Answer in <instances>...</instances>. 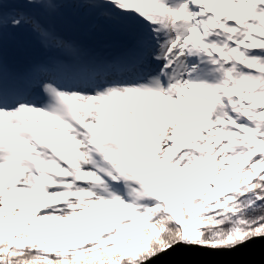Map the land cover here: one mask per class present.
Segmentation results:
<instances>
[{
	"label": "snow or ice",
	"instance_id": "1",
	"mask_svg": "<svg viewBox=\"0 0 264 264\" xmlns=\"http://www.w3.org/2000/svg\"><path fill=\"white\" fill-rule=\"evenodd\" d=\"M68 7L128 47L66 37ZM23 28L46 56L12 72L3 35ZM260 237L264 0H0V264H148Z\"/></svg>",
	"mask_w": 264,
	"mask_h": 264
},
{
	"label": "water",
	"instance_id": "2",
	"mask_svg": "<svg viewBox=\"0 0 264 264\" xmlns=\"http://www.w3.org/2000/svg\"><path fill=\"white\" fill-rule=\"evenodd\" d=\"M59 28L66 37L85 44L93 52L98 54L104 52L102 56L109 51H121L125 47V42L129 41L128 37L127 39L118 38L116 34L121 31L108 26L107 28L102 27L104 36L91 34L90 40L84 41V25L66 15L65 12L59 21ZM107 37L110 39L103 40ZM101 46H105L103 51L96 50ZM20 56L18 52L10 54L14 63L20 61ZM148 264H264V237L254 238L231 250H214L181 243L154 257L148 261Z\"/></svg>",
	"mask_w": 264,
	"mask_h": 264
},
{
	"label": "rangeland",
	"instance_id": "3",
	"mask_svg": "<svg viewBox=\"0 0 264 264\" xmlns=\"http://www.w3.org/2000/svg\"><path fill=\"white\" fill-rule=\"evenodd\" d=\"M75 10H77V7H68L64 10V12L66 13V15L72 17L73 19H75L76 21H78L84 25V28H85V30H83L84 41H89L91 34H93V35L98 34V35L104 36L105 33L102 32V27L107 28V26H108V27L115 28L108 21H106L102 18H99L98 16H96L94 14L89 13L86 9L79 8L78 9L79 11H75ZM87 15H89V16H87ZM88 27H89V29H88ZM3 37H6V39L11 40L12 42L13 41L19 42V40H21V39L23 40L24 44H29L32 42L33 45L36 46V48L38 50L37 51L35 48L34 52H28L26 54H22L19 50H17V52H19V54H21V56L19 57L20 61L18 63L26 64L27 61L30 62L27 64L28 66H26V67H21L19 69H15V70H17V72H23L32 64L39 62L42 58L44 59L43 53H45V50L42 48L38 38L29 29H27V28L10 29L4 33ZM108 39H110V38L107 37L103 40H108ZM2 41H5V40H2ZM128 45H129V41L125 42V45H124L125 48ZM103 47H105V46H101L99 48H96V50L98 49V50L103 51ZM124 51H125V49L121 50L122 53ZM13 52H14V49L12 51H10L8 54V58L10 61H11L10 54ZM122 53H119L118 51H109L105 54L108 55L107 57H112V55L114 57V55L117 56V55H121ZM99 54L103 55L104 52L99 53Z\"/></svg>",
	"mask_w": 264,
	"mask_h": 264
},
{
	"label": "bare ground",
	"instance_id": "4",
	"mask_svg": "<svg viewBox=\"0 0 264 264\" xmlns=\"http://www.w3.org/2000/svg\"><path fill=\"white\" fill-rule=\"evenodd\" d=\"M88 29H89V27H88ZM116 36L118 38H121V39H124V38L127 39V36L124 35L122 32L121 33H117ZM3 40H5V41H2V44H3V56H4L5 64L7 65L8 69L10 71L17 72V70H15V69H19V68H21L23 66L20 65V63L19 64H15V63L11 62L9 60V58H8V53L10 51H12L13 49H14V51L19 50L21 53L24 52L25 50H28L29 52H34L36 46H34L32 42L29 43V44H24L22 39L19 40V42H16V41L12 42L11 40L6 39V37H3ZM36 50H37V48H36ZM118 52L122 53L120 50H118ZM99 55H102V54H99ZM105 56L107 57L108 55H105ZM112 57H113V55H112Z\"/></svg>",
	"mask_w": 264,
	"mask_h": 264
},
{
	"label": "trees",
	"instance_id": "5",
	"mask_svg": "<svg viewBox=\"0 0 264 264\" xmlns=\"http://www.w3.org/2000/svg\"><path fill=\"white\" fill-rule=\"evenodd\" d=\"M259 214H261V213H257V215H259Z\"/></svg>",
	"mask_w": 264,
	"mask_h": 264
}]
</instances>
